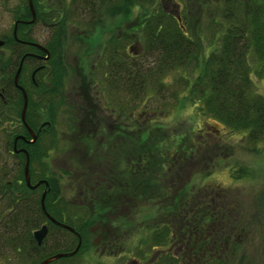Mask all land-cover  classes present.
I'll list each match as a JSON object with an SVG mask.
<instances>
[{
    "label": "trees",
    "instance_id": "16d2710c",
    "mask_svg": "<svg viewBox=\"0 0 264 264\" xmlns=\"http://www.w3.org/2000/svg\"><path fill=\"white\" fill-rule=\"evenodd\" d=\"M38 1L34 0L38 15L35 22L40 18L47 23L52 22V13L48 12L50 6L42 2L38 4ZM47 1L49 3L52 2L51 0ZM60 1L62 3V0L58 2ZM155 1L71 0L70 6L66 8L62 6L61 11L57 10L55 18L58 19L61 15L62 17L60 21L57 20L59 25L54 31L52 39L50 41L47 40L43 44L49 53V56L44 58V60L37 61L38 58L36 56L27 52H34L33 54L38 52L43 55L46 54L45 52L38 50L31 44L27 45L16 41L12 34L5 40L4 46L8 54L4 65L0 64V68L4 69H0V91L2 92V97L0 98V125L10 121V118L15 116L18 122L15 123L14 128L10 129V126L4 127L6 147L14 150L16 143L17 148L24 149V151L19 150L13 154L18 158V168L15 170L17 176L13 178L12 184L23 188L22 194L24 198L28 194L27 192H30L23 175L26 152L29 157L31 181L37 182L43 179L48 183L44 199L47 213L56 219L66 221L86 241H89L88 233L90 232L86 230V227H90L95 223L99 219V213H103V211V221L110 223L112 226L133 227L135 225L131 218H127V220L126 214L120 212L121 206L118 208V205H115V202H118L117 200H120L121 197V195L118 196L113 193L118 187V183H116L117 175L112 173L101 175L94 171L92 166L84 165L82 171L72 176V179L76 181L75 185L77 186L100 187L97 191L99 195L96 192L93 193L94 196L98 195V198L93 201V213L84 212V209L78 204L69 203V205H65L66 207L62 206L61 202H64L62 197L58 201L60 206L56 204H54L56 206H52V201L56 203L58 194H61V185L56 178L57 175L51 171L46 158L52 148L58 149L60 142L56 116L59 108L63 105L64 98L61 91V84L65 75L63 63L64 27L70 20V9H73L72 13L82 11L80 14L83 16H85L84 13L86 11H89L91 17L92 15L97 17L99 10L103 9V13H120L128 18L134 13L135 8L144 10V13L139 16L138 27L139 31L144 32L143 41L145 45L142 48L143 51L137 55H149L157 57V60L148 65L146 70H142L138 64L134 63L135 56L130 55L120 43L113 44L110 50H107V59L103 63V78H105L109 87L113 86L120 90L128 89L129 92L132 91L130 93H133L134 96L139 97L142 93H146V84L149 80L153 78L159 79L163 74L177 68L193 67V72H191L192 70L189 72V77L186 78L185 82L191 97L190 100L198 102L204 114L223 123L230 131L242 132L253 143L264 141V95L255 90L252 79L254 74L264 81V0H216L214 3H217V6L214 11L208 8V5L210 6L209 1L205 0L204 8L206 9H204V12H207L208 26L212 27L214 31L220 30V46L204 56L202 54L203 48L188 35L186 26L182 22H178L172 15L166 14L164 18V14L161 12L162 8L159 6L153 7ZM25 4H27V1ZM27 6H25L26 13L29 15L30 9ZM63 7L65 9L64 12ZM158 11L160 13H156ZM27 14L25 15L27 16ZM22 26L26 28L28 25L23 24ZM17 36L27 40L32 39L25 33L21 35L19 31ZM131 58H134L133 61H131ZM21 62L23 63L18 77V84L25 89L28 96L26 122L37 134L35 141H30L32 140L30 134L26 126L21 122L23 96L14 81ZM33 69L35 73L32 78ZM196 69L198 70L197 75L191 78L190 76L195 74ZM84 82L81 84V90L84 94V99H86L89 94L86 87L87 84ZM4 101L9 104L8 108L5 107L6 103ZM120 109H124V107ZM122 114L126 115L127 121L132 119L131 112L126 113L123 110ZM89 115L90 119L88 117V121L91 120L92 113H87L85 116ZM9 116L11 117L9 118ZM91 121L97 123L98 119L95 121L92 118ZM135 122L140 125L139 120ZM126 124H120L122 135L125 134L123 128ZM130 126L131 124L129 123V130ZM104 128L105 126H103ZM137 128L138 126L135 129ZM136 132L138 137L137 149L140 148L142 150L148 143L141 140L149 137L152 139L156 135L153 132L147 134L149 129L145 127L138 129ZM127 133L129 134L130 132ZM193 135L195 134L188 131L182 133L179 130H170L169 132L158 134L155 139L158 140L160 138L166 145L167 159L161 156L164 153L163 150L156 157L137 154L131 156V161H134V163L131 162L132 166L135 164L133 168L135 201L137 203L138 200L156 202L155 204L158 208H162V206L167 208L166 221L162 219L156 224L153 223L152 227L149 228L150 235L140 239L139 242L143 244L142 246H145V250H137V255L141 256V258L153 246L167 244L168 247L176 246L175 250L177 249L178 254L176 252L169 254L166 264H179V241L177 239L179 238V228L188 230L192 221L184 223L180 219H188L190 215L191 218H198L199 215L196 214L195 207L192 205L194 198L192 194H195V192L185 193L183 196L179 195V185L181 180L184 179V175L179 172V154L183 153L181 156L184 160H180V163L185 165L191 159L194 160L198 153H201L200 146L202 143L206 144L204 138L202 139L203 135H201L199 140H195ZM18 136H23L24 139L28 138V142L22 139L15 141ZM187 141L188 144L185 145ZM214 145L216 146V144ZM177 156L178 158H176ZM130 169V166L126 167V177ZM121 176L122 174L118 177L121 179ZM233 176L236 177V174L233 173ZM19 180H22V182L20 183ZM39 186L35 190L38 191V197L35 200L27 201L25 198L20 202L17 195L13 194L11 199L5 201L7 206H5V210L11 208V212L5 217L4 221L0 222V242H7L8 246L10 247L11 245L13 248H17L18 243H22L23 247L26 248L27 245L30 246L31 242L34 241L32 232L35 228L42 226L45 222L51 224L41 205L44 186L43 184ZM119 190L121 189L117 191ZM92 191L93 189H89V193ZM202 200L198 199L199 204ZM237 205L240 206V204ZM237 205L230 204L229 213H227L226 207H223V205L219 207L217 204L214 206L212 214L204 213L203 216L205 218L209 216H215L216 218L230 216L231 234L234 235L236 232L243 233V215L238 212ZM206 209L205 207L204 210ZM116 210H119L118 213L115 212ZM106 211H109L108 215H105ZM198 212H201L200 207ZM86 217L88 218L82 225L83 219ZM111 217L113 218L112 220H107ZM80 219H82V223L79 222ZM68 235L70 240H67L66 248L73 250L77 243V236L70 232H68ZM238 238V236L232 238L231 258H234L237 250L239 251L240 249L241 241ZM173 241L174 243L169 245ZM41 248L34 253L35 257L39 256L37 261H41L56 252L48 254ZM62 250H64L63 247L60 251ZM190 250L192 251V249ZM191 251L190 253L185 251L187 258L191 256ZM212 260L217 264H224L223 257H213ZM186 262L187 259L183 263Z\"/></svg>",
    "mask_w": 264,
    "mask_h": 264
},
{
    "label": "rangeland",
    "instance_id": "374dc122",
    "mask_svg": "<svg viewBox=\"0 0 264 264\" xmlns=\"http://www.w3.org/2000/svg\"><path fill=\"white\" fill-rule=\"evenodd\" d=\"M5 1V5L0 7V29L11 30L14 25L12 17L14 15L17 19H28L25 22L29 23L31 10L28 15L25 7L28 5L27 8L30 9L28 0ZM26 1L27 4H25ZM51 1L52 5L48 12L52 13L51 21L58 22L62 15L58 19L55 18L57 10L61 11L62 6L65 8L70 6L71 0H62V3L55 0V4L53 0ZM208 1L210 4L208 8L214 11L217 6V3H214L216 0ZM41 2L44 4L47 0H39L38 4ZM32 3L37 15L34 0ZM204 4L205 0H156L153 4L155 8L158 6L162 8L161 12L164 14V18L166 14L172 15L178 22H182L186 26L188 35L203 48V56L220 46V30L214 31L212 27L208 26ZM64 10L63 7V12ZM72 10L70 9V20L65 25L63 42V63L65 66V75L61 84V91L64 95L63 105L59 108L56 116L60 142L58 149L52 148L46 158L51 171L57 175L56 178L64 191L60 195L58 194L56 203L52 201V206H60V202L58 203L60 197L64 200L61 202L62 206L69 205L65 196L74 198H72L70 186L75 185L76 181L72 179V176L79 174L84 165L92 166L93 170L101 175L109 173L117 175L118 187L113 193L118 196L121 195V197L120 200H117L118 202H115V205H118V208L121 206L120 212L124 211L123 214H126V219L131 218L135 226H112L113 229L107 231L122 235L119 240L121 246L113 248V255L109 257H107L108 252L101 254L100 241H97V234L101 230H95L89 235V239L92 238V240L88 242L86 253L81 252L69 259L61 258L53 264H117V261L120 262L122 258L127 257L129 248L136 249L137 258H141L137 255V250H145V246L139 242L140 239L150 235L149 228L152 227L153 223L156 224L162 219L166 221L167 208L164 206L158 208L156 202L138 200L137 203L135 201L133 193V168L135 164L132 166L131 162L134 163V161H131V156L137 154L156 157L163 150L164 153L160 154L167 159L166 145L160 138L158 140L155 138L158 134L170 130H179L182 133L191 132L195 134L193 135L195 140L201 139V135H203L202 139L204 138L206 141V144L202 143L200 146L201 153H198L194 160L191 159L185 165L180 163V160H184V158L181 156L182 151L179 150L182 153L179 154V172L184 175V179L179 185V195L183 196L185 193L195 192L192 194L194 197L192 205L195 207L196 214H199L198 217L203 216L204 213H209L207 209L204 210L208 203L212 207L217 204L219 207L223 205L226 207L227 213H229L230 204H240V206L237 205V209L243 215L244 231L243 233L232 234V238L239 237L241 245L234 258H231L230 253V264H264V141L253 143L242 132L230 131L223 123L204 114L198 102L190 100L191 97L185 82L186 78L189 77V72L191 70L193 72V67L177 68L163 74L159 79L149 80L146 84V93H142L139 97L134 96L133 93H130L132 91L129 92L128 89L120 90L113 86L109 87L103 78V63L107 59V50H110L113 44L120 43L130 55L135 56V59L133 58L134 63L138 64L142 70H146L148 65L157 60V57L137 55L143 51L142 48L145 45L143 41L144 32L139 31L138 27L139 16L144 13V10L135 8L134 13L129 18L120 13H103V9L99 10L97 17L93 15L91 17L89 11H86L85 16H83L80 14L82 11L72 13ZM156 13H160V11ZM73 15L76 16L73 17ZM95 21L97 22L93 23ZM30 30L37 42L45 43L49 31L48 23L39 19L33 23ZM133 59L131 58V61ZM197 73L198 70L196 69L195 74L190 77L194 78ZM252 79L255 90L264 95V81L254 74ZM82 82L87 84L85 85L89 92L86 99H84L81 90ZM159 85L163 86L160 87ZM123 107L124 109H120ZM123 110L126 113L131 112V120H126V115L122 114ZM87 113H92V118L95 121L98 119V122H92V118L88 121L90 115L85 117ZM10 119V121L0 125V173L1 176L3 172L6 173L5 180L12 179L15 170L18 168V158L13 155L12 150L6 147L4 127L10 126L12 129L18 122L15 116ZM136 120H139L140 125L135 122ZM124 123L126 124L123 128L125 134L122 135L120 124ZM129 123L131 124L130 130L128 129ZM136 125L138 126L137 129H135ZM103 126H105L104 129ZM144 127L149 129L147 134L153 132L156 135L155 138L149 137L141 140L148 143L142 150L137 149L136 131ZM127 132H130L131 135ZM17 139L19 138L17 137ZM187 144L188 141L185 142V145ZM15 148L17 151L20 149L17 148L16 143ZM25 154L27 159L28 154L26 152ZM127 166H130L131 169L126 177L127 171L125 169ZM233 173L236 174V177L233 176ZM121 174L123 177L121 176L120 179ZM118 189L121 190L117 191ZM198 199H203L200 204ZM198 206L201 209L200 213ZM108 214L109 211H106L105 215ZM112 219L111 217L107 220ZM196 219L197 217L191 218V215L188 219H180L184 223L192 221L188 230L179 228V238L182 235L181 238L185 241V248L179 255V264L185 259L187 262L184 264H194L195 262L194 253L190 249L193 247L191 235L194 232L193 226L197 221ZM107 225L109 226L110 223ZM59 235L57 233L56 235H48L44 242L45 247L43 245L41 250H45L48 254L61 250L66 243L63 244L62 236ZM179 238H177L178 241ZM53 239L57 242L56 247L51 246ZM173 243L174 241L170 242L169 245ZM8 245L7 242H0V250L3 251L0 253V264H33V261L34 264H38L39 256L28 257L25 248L21 253L10 250ZM163 246H166V251L168 250L167 256L173 254L174 251L170 250L167 244ZM175 247L173 246V249ZM185 251H189L188 253L191 251V256L187 258ZM154 255L155 251L153 250L151 256ZM145 258L144 260L141 258L140 261H144L142 264H147L148 260ZM154 264H160V262L157 261ZM210 264L217 263L211 260Z\"/></svg>",
    "mask_w": 264,
    "mask_h": 264
},
{
    "label": "flooded vegetation",
    "instance_id": "af4514ba",
    "mask_svg": "<svg viewBox=\"0 0 264 264\" xmlns=\"http://www.w3.org/2000/svg\"><path fill=\"white\" fill-rule=\"evenodd\" d=\"M56 1L58 2L59 0H56ZM56 1L53 0V3ZM5 2H6L5 0H0V7H3L5 5ZM51 3H49L47 1L44 4L47 6H51L52 5ZM37 16L38 15H36V19H37ZM12 17L14 20V25H13L12 29L11 30L0 29V40H2L4 42L2 45H0V64L4 65L5 60L7 59L8 53H7V49L4 45H5V40L11 34L15 38L16 41H20L22 44H27V45L31 44L32 46L36 47L38 50H41V51L46 53L45 55L38 53V52L33 54L34 52L32 53V52L28 51L27 53H30V55L36 56L38 58L37 61H39L41 59L44 60V58H47L49 56L48 51H45L43 48H40L39 46L34 44V43H38L44 47L43 43L41 44L35 40L34 36L32 35V32L30 30L33 23H36L35 22L36 19L31 24V23L25 22V21H28V19H25V20H24V18H18L17 19V17L15 15ZM31 17H32V14H31ZM40 19L43 20L42 18H40ZM43 22L47 23L45 20H43ZM23 24H27L28 26L26 28H24L22 26ZM58 25L59 24L57 22H53V21L48 23L49 31H48L47 40L50 41L52 39V37L54 36V31L58 28ZM18 31L20 32L21 35H23L25 33V34L29 35V37H31L32 39L27 40V39L18 37L17 36ZM1 70H4V69H1ZM34 73H35V70L33 69L32 78L34 77ZM15 85H16V83H15ZM20 86H17V87L22 92V90L20 89ZM1 95H2V92L0 91V98L2 97ZM4 103H6L5 107L8 108L9 104L7 103V101H4ZM21 122L24 124L22 119H21ZM26 128L30 134V131H29L27 126H26ZM18 138L28 142V138L24 139L23 136H18ZM30 138L32 139L31 134H30ZM16 139L17 138H15V141H16ZM19 150L24 151V149H22V148H20ZM14 151H17V150L14 148V150H12V152L14 153ZM5 174L6 173L3 172L2 176H1V173H0V222L4 221L5 217L7 215H9V213L11 212V208L5 210V206H6L5 201L8 199H11L13 194L17 195L20 202H22L23 199H25V198L27 199V201H30L31 199L35 200L38 197V191H35V190H37L40 187L39 185L43 184V186H44L42 189V193L44 190H46L47 185H48L45 183L46 180L42 179V180L37 181V182H41L38 186L31 188L30 186L27 185L26 178H25V170H23V175H24V180H25L26 186L30 190V192H27L28 194L24 198V196L22 194L23 188H21L19 186H15L14 184H12L13 178H15L17 176V173L15 172V174H13L12 179H6V180H5ZM6 182H8V183L5 184ZM19 182L21 183L22 180H19ZM30 182L32 185L37 183V182H32L31 177H30ZM70 187L72 189V198L73 197L74 198L71 199V198H68L67 196H65L67 198L66 202L71 203V204L74 203V205L78 204L80 207H82L84 209V212L89 211L90 213H93V209H94V207H93L94 202L93 201L98 198L99 193L97 191L100 187L94 188L92 186H77V185H73ZM18 188H19V190H17ZM60 188H61V192L63 193L64 191L62 190L61 186H60ZM89 189L90 190L93 189V191L91 193H89ZM95 192L98 194L97 196L93 195V193H95ZM77 198H78V200H76ZM210 205L211 204L208 203L207 206H205V207L207 208V211H209V213L212 214L214 212V206L212 207ZM115 212L117 213L118 211L116 210ZM121 213H124V211H122ZM46 216H47V213H46ZM98 217H99V219H97L96 222L93 223L90 227L87 226L86 230L90 231L88 233V237L95 230H101L100 233L97 234V241H100L99 246H101V249H102L101 254L108 252L107 257H109V256L113 255L115 248L121 246V244L119 243V240H120V237L122 235L120 236L119 234L108 233L107 231H109L110 229H113L112 225L108 226L107 225L108 223L103 221V219H102L103 213L102 212L99 213ZM47 218L49 219L52 226L48 222H45L42 224V225L45 224L47 226V234L44 237V239L42 240L41 244H39L34 237V231L39 229V227L35 228L33 230L32 234H33V238H34L33 240L34 241L31 242L30 246L27 245L25 248V253L28 257H32V256L35 257L34 253L36 252V250H40L39 248L44 245V242L46 241V237L48 235H51V234H53V235L54 234L56 235V233L60 234L62 236V239H63V244L66 243L64 245L62 244L63 245L62 247L64 250L60 251V249H59L58 251H56L52 255L57 254V253H66V252L72 251V250H68L66 248L67 242L70 240L68 232L73 233L77 236L76 246L79 242V235L81 236V234L75 228H73L75 230V231H73L72 229L60 224V223H62L65 225H69L68 223H66V221L56 219L55 217H53L55 219V220H53V219L49 218V216H47ZM87 218L88 217L83 219L82 225H84V222L86 221ZM224 218L225 219H221L220 217L216 218L215 216H209L208 218L207 217L205 218L204 216H202V217H198L196 219L197 221L194 223V226H193L194 232L191 235V239L193 242L192 252L194 253V261H195L194 264H210V261L213 259V257H217V258L223 257L224 258V264H230V251H231V243H232L231 225H230V218L229 217L227 219H226V217H224ZM81 221H82V219H80L79 222H81ZM221 225H223V226H221ZM85 226H86V224H85ZM220 230H222V231H220ZM109 236L111 239L110 238L108 239ZM181 237H182V235L179 238V255L185 248V246H184L185 241ZM89 240H92V238H90ZM88 242L89 241L84 240L83 237L81 236V243H80L79 249L77 250V252L74 255L57 258L48 264H53L56 260L61 259V258H65V259L72 258L81 252L86 253L87 252L86 249L88 247ZM18 244L19 245L17 246V248H13V246H11V245H10V247L9 246H7V247H9L10 250L12 249V250H16V252L22 253V251L24 249L23 244L22 243H18ZM56 245H57V242L55 241V239H53L51 241V246L56 247ZM44 247H45V245H44ZM75 247H74V249H75ZM166 249H167L166 246H162V245L153 246L152 248H150V250H148V252H146L145 256H147V258H145V256H144L142 259L143 260H144V258H145V260L147 259L148 260L147 264H154L157 261H159L160 264H166V259H167L166 254L168 253L167 252L168 250L166 251ZM169 249L173 250L174 252H176V254H178L177 249L176 250L173 249L172 246L169 247ZM128 250L129 251H128L127 257L122 258L120 262L117 261V264H142V262L144 263V261H140L141 258H137L136 253H135L136 249H134V248L130 249L129 248ZM153 250L155 251V255L152 257L151 253ZM2 252L3 251L1 249L0 253H2ZM41 261H39L38 264H40ZM33 264H34V261H33ZM181 264H184V263H181Z\"/></svg>",
    "mask_w": 264,
    "mask_h": 264
},
{
    "label": "water",
    "instance_id": "95a60500",
    "mask_svg": "<svg viewBox=\"0 0 264 264\" xmlns=\"http://www.w3.org/2000/svg\"><path fill=\"white\" fill-rule=\"evenodd\" d=\"M28 3H29V6H30L31 14H32V17L29 20V23H32L36 19V12H35V9L33 7L32 0H28ZM3 43L4 42L2 40H0V45H2ZM34 44L39 46L40 48H43L45 51H47L40 44H38V43H34ZM22 63L23 62H21L20 66H19V68H18V70H17V72L15 74V83H16L17 86H20V85H18V77H19V74H20V71H21V68H22ZM20 89L22 90L23 97H24V103H23V108H22L21 119L24 122V124L28 127V129L30 131V134L32 135V140L31 141H35L36 138H37V134L31 129V127L28 125V123L25 120V112H26V107H27V103H28L27 94H26V91L21 86H20ZM24 170H25V178H26V182H27L28 186H30L31 188H34V187L38 186L41 183V182H37L36 184L32 185L31 182H30L29 157H28V155H27V159H26V162H25ZM45 183L48 184L47 181H45ZM45 195H46V190H44L43 193H42L41 205H42L43 210L47 213L46 208H45V204H44ZM47 216H49V218L55 220L49 213H47ZM60 224L72 229L73 231H75L69 225H65V224H62V223H60ZM46 234H47V226L45 224L42 225L39 229L34 231V237H35V239L37 240V242L39 244L42 243V240L44 239ZM80 243H81V236L79 235V242H78V244H77V246L75 247L74 250H72L70 252H66V253H57V254L51 255V256L43 259L40 262V264H48V263H50L51 261H53V260H55L57 258L74 255L77 252V250L79 249Z\"/></svg>",
    "mask_w": 264,
    "mask_h": 264
}]
</instances>
